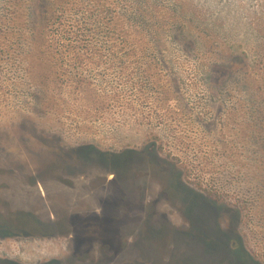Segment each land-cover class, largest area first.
<instances>
[{
	"label": "rangeland",
	"instance_id": "374dc122",
	"mask_svg": "<svg viewBox=\"0 0 264 264\" xmlns=\"http://www.w3.org/2000/svg\"><path fill=\"white\" fill-rule=\"evenodd\" d=\"M59 13L87 45L51 40ZM86 241L88 264H264V0H0V258Z\"/></svg>",
	"mask_w": 264,
	"mask_h": 264
},
{
	"label": "trees",
	"instance_id": "16d2710c",
	"mask_svg": "<svg viewBox=\"0 0 264 264\" xmlns=\"http://www.w3.org/2000/svg\"><path fill=\"white\" fill-rule=\"evenodd\" d=\"M59 2V0H58ZM62 4H60L61 6ZM107 6L102 3H97V6L95 8L93 7L89 11L90 18L93 19L94 22H100L103 23L105 27H107L108 30L111 29V25L104 21V14L102 13L105 11ZM48 26H49V36H51V40L56 42L58 46H72V47H78L82 44H88L90 42L89 35L86 34V29L82 25H67L66 19L63 17V13H59V15L56 14L55 17H53V14L48 19ZM88 148H93L91 146H86L82 148H78L77 151L80 155L89 154ZM96 153H98V156H101L102 158L105 157V154L96 150ZM94 152V154H96Z\"/></svg>",
	"mask_w": 264,
	"mask_h": 264
},
{
	"label": "flooded vegetation",
	"instance_id": "af4514ba",
	"mask_svg": "<svg viewBox=\"0 0 264 264\" xmlns=\"http://www.w3.org/2000/svg\"><path fill=\"white\" fill-rule=\"evenodd\" d=\"M62 175L63 176H70V175H66V174H62ZM17 213H20L21 214L20 211H17ZM84 245L86 247L83 249V253H81V256L82 257H79L78 254L77 255L75 254L76 251L79 253V250H76L75 251L74 249H71V250L68 249V250L71 251L70 254H71L72 258H73L72 259L73 261L74 260H79V263L78 264H88V262L90 260H92L94 262L101 260V256L103 254V253H101V248H98L97 249V252L98 253L95 254L96 248H90V247H88L89 241H86L84 243ZM106 251H109V249L106 250ZM103 255H105V254H103ZM213 255L215 256L216 255V252L213 253ZM0 262H3V264H25V263H22L20 261H16V260H13V259H8V258H6V259L0 258ZM36 264H66V262L64 261V259H61V258H58V257H50L48 259L41 260L40 262H38ZM67 264H75V263L74 262H70V263L68 262ZM231 264H240V263H237V262L235 263L234 260H233V262Z\"/></svg>",
	"mask_w": 264,
	"mask_h": 264
}]
</instances>
